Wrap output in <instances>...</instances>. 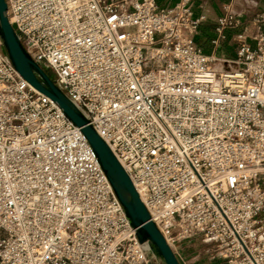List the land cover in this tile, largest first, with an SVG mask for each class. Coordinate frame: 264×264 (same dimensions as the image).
Returning a JSON list of instances; mask_svg holds the SVG:
<instances>
[{
  "label": "built area",
  "instance_id": "2783aa9c",
  "mask_svg": "<svg viewBox=\"0 0 264 264\" xmlns=\"http://www.w3.org/2000/svg\"><path fill=\"white\" fill-rule=\"evenodd\" d=\"M27 53L106 141L151 221L220 264H264V9L231 5L233 59L195 44L193 0H5ZM81 129L0 39V264H156Z\"/></svg>",
  "mask_w": 264,
  "mask_h": 264
},
{
  "label": "water",
  "instance_id": "95a60500",
  "mask_svg": "<svg viewBox=\"0 0 264 264\" xmlns=\"http://www.w3.org/2000/svg\"><path fill=\"white\" fill-rule=\"evenodd\" d=\"M8 7L0 0V39L19 74L38 92L54 101L87 139L97 161L121 203L141 243H148L152 253L164 264H181L174 251L158 230L135 189L129 175L118 162L106 141L99 135L79 108L55 83L50 69L40 66L25 50L10 24Z\"/></svg>",
  "mask_w": 264,
  "mask_h": 264
},
{
  "label": "crops",
  "instance_id": "0c3cea01",
  "mask_svg": "<svg viewBox=\"0 0 264 264\" xmlns=\"http://www.w3.org/2000/svg\"><path fill=\"white\" fill-rule=\"evenodd\" d=\"M179 0H156L160 8H171ZM231 5L238 13V18L244 23L253 18L264 9V0H193L192 9L196 15L205 16V22L200 27L195 44L207 55L218 58L233 59L237 55V47L234 36L242 31V27L227 29L225 38L220 39L217 44L216 24L220 17L225 15L227 6Z\"/></svg>",
  "mask_w": 264,
  "mask_h": 264
},
{
  "label": "rangeland",
  "instance_id": "374dc122",
  "mask_svg": "<svg viewBox=\"0 0 264 264\" xmlns=\"http://www.w3.org/2000/svg\"><path fill=\"white\" fill-rule=\"evenodd\" d=\"M177 249L184 264H220L216 246L202 235L194 236L177 244ZM156 264H164L160 258Z\"/></svg>",
  "mask_w": 264,
  "mask_h": 264
}]
</instances>
